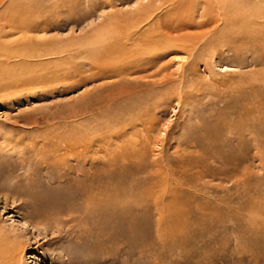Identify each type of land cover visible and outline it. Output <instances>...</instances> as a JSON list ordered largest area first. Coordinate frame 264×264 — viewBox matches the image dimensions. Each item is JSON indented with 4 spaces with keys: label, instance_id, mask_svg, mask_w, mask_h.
<instances>
[{
    "label": "rangeland",
    "instance_id": "obj_1",
    "mask_svg": "<svg viewBox=\"0 0 264 264\" xmlns=\"http://www.w3.org/2000/svg\"><path fill=\"white\" fill-rule=\"evenodd\" d=\"M177 1L0 0V53L28 38L34 51L72 45L81 58L66 76L35 71L20 93L15 70H1L0 264L17 250L21 264H264V0H219L213 13L205 1L218 0ZM210 14L214 28L196 24ZM179 15L193 25L167 31ZM126 23L141 33L138 62L93 69L106 56L85 43ZM187 35L193 51L165 44ZM80 138L84 161L61 158Z\"/></svg>",
    "mask_w": 264,
    "mask_h": 264
},
{
    "label": "bare ground",
    "instance_id": "obj_2",
    "mask_svg": "<svg viewBox=\"0 0 264 264\" xmlns=\"http://www.w3.org/2000/svg\"><path fill=\"white\" fill-rule=\"evenodd\" d=\"M187 2V3H193V2H195L196 0H178L177 2H175V3H177L178 4V6L180 7V5H182L183 6V4H184V2ZM243 1V0H242ZM208 2V1H207ZM206 1H205V9L206 10H211L210 12H212V10L214 9V11H217V10H219L220 9V7H219V5H220V1L218 0L217 2H215L216 4H214V5H212V3L211 4H208ZM231 2V1H230ZM163 3H165V2H163ZM172 3V2H171ZM183 3V4H182ZM227 5V4H226ZM37 7V6H36ZM146 9V8H145ZM149 9V8H148ZM151 9V8H150ZM147 10V9H146ZM152 11V10H151ZM154 11H157V9H154ZM182 12V11H181ZM220 12H221V10H220ZM213 13V12H212ZM153 13L152 12H147L146 13V18H142L141 19V22H142V20H149V19H151V22H152V20L154 19V17L152 18V15ZM143 15V14H142ZM141 15V16H142ZM202 15V14H201ZM205 15V14H204ZM204 15H202V18H204L203 16ZM138 16V15H137ZM154 16V15H153ZM180 16H182V15H179V18H178V20L176 21V24L173 26V27H170L167 31H170V30H173V31H175V32H182L183 30H185L187 27H189L190 25H193V23H190V21H186V22H182V19H183V17H180ZM217 16V15H216ZM216 16H212L211 14L209 15V16H205L206 17V20H202V22H200V23H196L197 25H199V27H205V26H211V25H213L212 27L214 28V25H216V23L218 22V17H216ZM140 17V16H139ZM138 17V18H139ZM137 18V17H136ZM180 19V20H179ZM166 20V19H165ZM137 21V20H136ZM150 21V20H149ZM220 21V20H219ZM129 22V21H128ZM139 22V21H138ZM137 22V23H138ZM157 22V21H156ZM160 22H158V24H159ZM118 24V23H117ZM151 24V25H150ZM149 24V28L145 31V33H147L146 35H147V39L145 40V38H144V41H145V43H144V45H145V48H143V49H141L142 50V52H141V54H146L147 55V57L150 55V54H152L153 53V51H154V49H155V47H157V46H155V47H153V44H156V43H158V42H156L155 41V33H157V31L156 30H158V29H160V26H159V28L157 29V27H158V24L156 25V23L155 22H153V23H150ZM162 24L163 23H161V27H162ZM197 25H195V26H197ZM116 26V25H115ZM114 26V27H115ZM164 26H165V24H164ZM122 27H125V30L123 31V32H115L114 31V34L113 35H111V36H107V34L110 32L109 30L107 31V32H104V28L102 29V30H100V31H98L97 33V35H96V37H94L90 42H86L85 44L86 45H89V47H92V46H94L95 47V49L92 47L91 49H94V52H95V50L96 49H98L97 50V52H95V53H91V58H92V55L93 54H95V56H96V54L97 55H99L100 57L99 58H101V56H103L102 54L103 53H105V55L104 56H106L105 58H106V60L105 61H99V60H96L95 59V61H93V60H91V61H93V63L91 64L94 68L93 69H95L96 67H98V68H102L103 67V69L105 70V68H108V69H111L113 72H115V66L117 67V66H122V65H130L129 63H136V62H138V57H140V56H138V35L139 34H141V33H138V25H134V23H131V24H129V23H126L125 25H123ZM38 28V27H37ZM165 28H166V26H165ZM165 28H161V29H165ZM193 28V27H192ZM122 30H123V28H122ZM167 31H165L164 33H166V34H164V35H167L168 37H169V32H167ZM172 31V32H173ZM211 31V30H210ZM150 32H153L152 34H150ZM171 32V33H172ZM150 34V35H149ZM158 34V33H157ZM173 34V33H172ZM197 35H199V34H197ZM207 35V34H206ZM3 36V35H2ZM163 36V35H162ZM189 35H187L186 37L185 36H183L182 38H180L179 36V38H177V39H175L174 41H171L172 40V38H165V40L164 41H166L165 42V44H167V45H169V42L170 43H174V42H176L178 45H182V46H184L185 48H187L188 46H190V48L191 49H188L189 51H193V49H194V47L195 46H193V43L191 44L190 43V40H188V39H186L187 37H188ZM201 36V34L199 35V37ZM202 37V36H201ZM141 39V38H140ZM174 39V38H173ZM200 39V38H199ZM198 39V40H199ZM195 40H196V38H195ZM197 41V40H196ZM200 41V40H199ZM51 42V41H50ZM60 42V41H59ZM74 42V41H73ZM168 42V43H167ZM68 43V42H67ZM162 43V42H161ZM194 43H195V41H194ZM51 44V43H50ZM56 44V43H55ZM57 44H59V43H57ZM63 44V43H62ZM70 44H72V43H70ZM82 44H83V42H82ZM28 45H32V46H37L38 45V41H35V40H32V39H28V38H24V39H22L20 42H18V43H16V45L14 46L13 45V47H14V49L13 50H11V51H9V52H1L0 53V73H3L4 71H1V70H4V69H6L5 67H6V65L8 66V67H10V70H12V69H14L15 70V73L16 74H14L13 75V79H14V89L16 90V92L15 93H20V91H19V89L23 86V85H25V84H29V82H33L34 80H36V77L37 76H41V75H44V74H54V76H55V74L57 75V76H59V74L61 73L62 74V76H66V72H65V68L66 67H70L71 68V66H76L75 64H77V62H80V56H77L76 55V53L74 54H72V50H70V48H72V47H75V46H72V45H67V46H60V45H58V46H56L55 48H53V47H51L50 49H48L47 48V50H44V51H42V52H40V51H38V50H36V51H34L33 50V48L31 49H29L28 47ZM74 45H75V43H74ZM8 46V45H7ZM51 46V45H50ZM49 47V46H48ZM84 47H86V46H84ZM142 47H143V44H142ZM167 47V46H166ZM88 48V47H87ZM141 48V47H140ZM183 48V47H182ZM38 49V48H37ZM89 51V50H88ZM91 51V50H90ZM187 51V50H186ZM86 52V51H85ZM92 52V51H91ZM79 54V53H78ZM82 54V53H81ZM87 55H89V54H87ZM158 55V54H157ZM89 56V57H90ZM151 56H153V55H151ZM46 58L47 59V61H44L43 63H41V61H39L40 59H42V58ZM54 58L53 60L51 59V58ZM50 58V59H49ZM83 58H85V57H83ZM82 58V59H83ZM98 58V57H97ZM103 58V57H102ZM151 57H149V59H150ZM153 58V57H152ZM45 59V60H46ZM76 59H78L77 60V62H76ZM94 59V58H93ZM57 61V62H56ZM150 61H151V59H150ZM84 62H86V61H84ZM83 62V63H84ZM153 62V61H152ZM56 63H59L60 65H64V69L63 68H60V69H54V67H52L53 65H55ZM82 63V64H83ZM89 63V62H88ZM118 63V64H117ZM151 63V62H150ZM82 64H80V66H82ZM85 64V63H84ZM83 64V65H84ZM57 65V64H56ZM88 65V64H87ZM137 65V64H136ZM3 66H5V67H3ZM46 67H49L48 69H50L51 67L54 69L53 71H47V68ZM119 67H118V69H119ZM129 67V66H128ZM121 68H123V67H121ZM8 71L6 74V76H8L9 77V75H12V74H10V72L11 71ZM71 70V69H70ZM100 70H102V69H100ZM127 70V69H126ZM35 71H44V73H40V74H38L37 76H35L34 75V72ZM110 71V70H109ZM118 71V70H117ZM116 71V72H117ZM122 71H124V70H122ZM119 72V71H118ZM117 72V73H118ZM110 73V72H109ZM123 74V73H122ZM3 76V75H2ZM5 76V77H6ZM56 76V77H57ZM116 76V75H115ZM49 77H50V75H49ZM2 78V77H1ZM1 78H0V87L2 86V85H4V84H2L3 82L1 81ZM38 78H40V77H38ZM48 78V77H47ZM5 79V78H4ZM13 79H12V81H13ZM3 80V79H2ZM6 80V79H5ZM5 80H3V81H5ZM37 80H40V79H37ZM57 81V80H56ZM54 82V81H53ZM10 83V82H9ZM38 83H40L39 81H38ZM55 83V82H54ZM53 83V84H54ZM64 83V82H63ZM56 84L57 85H59L57 82H56ZM56 85V86H57ZM22 89V88H21ZM137 89V88H136ZM135 90V89H134ZM18 96V95H17ZM22 96V95H21ZM20 97V96H19ZM138 99V98H137ZM155 103V102H154ZM136 103H134L133 105H135ZM133 105H131L130 107L131 108H129L130 110H127V111H129V115H131V113H133L134 111H135V108L133 107ZM137 106H138V104H136ZM128 108V107H127ZM152 109V107H150V108H146L145 107V109H143V111L142 112H149L150 110ZM136 110H137V108H136ZM142 110V109H141ZM138 111V110H137ZM128 115V116H129ZM129 119H130V122H132V120L134 119V121L136 120V119H138V115H136L135 117L133 116V118L131 117V116H129ZM126 121V120H125ZM120 125V124H119ZM209 130V129H208ZM84 136V135H83ZM59 137V136H58ZM56 138V137H55ZM57 139V138H56ZM87 139V138H86ZM85 139V140H86ZM50 140H52V139H50ZM85 140H81V138L80 139H78V140H71V141H69V142H64V147H70V150H68L67 149V151H65L62 155H60V157L61 158H63V157H77V158H79L78 159V161H84V156L83 155H76V153H74L73 154V149H78L80 146H88L89 145V141H85ZM89 140V139H88ZM57 141V140H56ZM50 142V141H49ZM62 142V141H61ZM61 144V143H60ZM62 145V144H61ZM134 145V144H133ZM90 146V145H89ZM41 147V146H40ZM43 147V146H42ZM131 147H133V146H131ZM88 148V147H87ZM56 150V149H55ZM128 151V150H127ZM77 152V151H76ZM86 152H88V150H86ZM56 153L57 154H59V150H57L56 151ZM76 158V159H77ZM77 161V162H78ZM80 163H82V162H80ZM73 167V166H72ZM74 173H77L80 177H81V179H82V182H81V184L82 185H85V184H87L88 186H93V182L92 181H90L89 180V170L87 169L86 170V172H84V173H81V174H79L77 171H81V169H78V168H74ZM117 181V180H116ZM78 193H79V196L80 197H84V198H86V201L88 200V194H89V192H90V190L88 189L87 190V188H78ZM91 194V193H90ZM120 194V192H118L115 196H117V197H111V198H109L108 200H107V204H108V208L109 209H112V212L114 211L115 213H117V211L118 210H120V209H122L123 208V204L125 203V200H123V199H121V196L119 195ZM92 195V194H91ZM83 199V198H82ZM89 200H91V197H90V199ZM103 202V201H102ZM86 204V203H85ZM169 204V203H168ZM87 205H88V203H87ZM72 208V207H71ZM105 212V211H104ZM106 212H108V210L106 211ZM105 213H103V215H104ZM122 214V213H121ZM124 214V213H123ZM162 214V213H161ZM109 216L111 217H115V215L114 214H110L109 213ZM105 217H106V215H105ZM108 217V216H107ZM109 217V218H110ZM21 251L22 250H17V253L16 254H14L13 255V258L11 257V259H13V264H21Z\"/></svg>",
    "mask_w": 264,
    "mask_h": 264
}]
</instances>
